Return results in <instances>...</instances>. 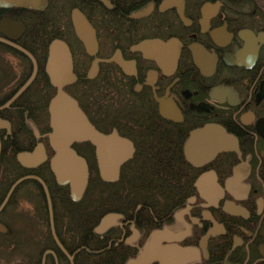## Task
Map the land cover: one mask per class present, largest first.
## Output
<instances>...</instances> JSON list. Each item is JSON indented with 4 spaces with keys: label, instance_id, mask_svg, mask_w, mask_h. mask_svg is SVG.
<instances>
[{
    "label": "flooded vegetation",
    "instance_id": "1",
    "mask_svg": "<svg viewBox=\"0 0 264 264\" xmlns=\"http://www.w3.org/2000/svg\"><path fill=\"white\" fill-rule=\"evenodd\" d=\"M79 17L95 46L77 35ZM54 41L67 47L61 90L96 131L132 146L106 182L96 147L73 142L88 170L79 199L50 167ZM218 126L222 150L202 136ZM41 148L39 165H21L18 154ZM160 162L179 165L170 209L125 186ZM21 198H31L22 217ZM5 201L0 249L18 256L11 264H161L162 248L172 253L163 264H264V0H0Z\"/></svg>",
    "mask_w": 264,
    "mask_h": 264
},
{
    "label": "water",
    "instance_id": "2",
    "mask_svg": "<svg viewBox=\"0 0 264 264\" xmlns=\"http://www.w3.org/2000/svg\"><path fill=\"white\" fill-rule=\"evenodd\" d=\"M74 27L77 35L87 48L96 45L94 32L89 29L84 19L80 17L75 18ZM66 48V45L60 41H54L50 46L49 60L56 61L57 63L60 62V65L56 68L58 72L56 83L53 82L59 87L58 93L50 103L51 125L53 128L50 139L53 148L57 152L51 160L50 167L56 175L58 183L69 184L72 196L74 199H79L87 186L88 170L85 161L75 153L70 145L73 142L90 141L96 147L99 172L102 179L106 182H114L118 178L121 164L132 154V146L127 140L119 137L116 133L104 135L96 131L79 109L76 102L61 90L62 85L67 82L68 78L64 72L66 71V67L64 68L62 65L63 58L67 59ZM204 132L202 135L203 140H210L211 133L216 136L214 143L216 150L226 148L229 138L224 129L218 126L215 131L205 129ZM209 144L207 143V146ZM205 150H208L206 145L198 147L199 156H204ZM17 158L24 167L34 168L45 159V154L41 148L36 154L20 153ZM199 182L203 183L204 179H200ZM5 203L6 201L3 202L0 210ZM109 218L103 219L100 226L105 225ZM155 239L152 242L151 248H153L154 252H158ZM164 249L166 248H162L158 253H155L161 257V264H163L162 257L166 258L168 253L170 254V252ZM173 252L176 253V250ZM180 252L183 254L187 250H180L176 254L179 255Z\"/></svg>",
    "mask_w": 264,
    "mask_h": 264
},
{
    "label": "trees",
    "instance_id": "3",
    "mask_svg": "<svg viewBox=\"0 0 264 264\" xmlns=\"http://www.w3.org/2000/svg\"><path fill=\"white\" fill-rule=\"evenodd\" d=\"M179 165L170 163L169 165L164 162H160L158 164H154L153 169H143L148 177L141 178L138 180V184L136 182V186L133 181H126L125 186L126 189H142V194L134 196V198L142 204H146L147 198H153L155 204L154 208L158 209L159 206L164 204L169 209L172 207L171 204L174 203L177 197L173 194V191L178 187V183L176 182L177 175L179 174V170L177 168ZM92 188V186H91ZM103 188L105 189H116L117 184H106ZM148 193H147V192ZM125 198V196H123ZM133 197V196H132Z\"/></svg>",
    "mask_w": 264,
    "mask_h": 264
},
{
    "label": "rangeland",
    "instance_id": "4",
    "mask_svg": "<svg viewBox=\"0 0 264 264\" xmlns=\"http://www.w3.org/2000/svg\"><path fill=\"white\" fill-rule=\"evenodd\" d=\"M18 197V196H17ZM31 198H29V199H27V198H25V199H23V198H21V200H20V203H19V207H18V209L19 210H21V217L23 216V215H25L26 216V214H29V213H27L28 211H29V208H28V205L29 204H31V202L29 201ZM34 200V199H33ZM27 210V211H26ZM16 214H18V213H16ZM23 220V219H22ZM2 252H4V250H1L0 249V264H11L12 263V261L13 260H15V262L17 261L16 259H17V257L18 256H12V255H10L9 256V258L8 257H4L3 256V254H2ZM13 254V253H12ZM8 258V259H7Z\"/></svg>",
    "mask_w": 264,
    "mask_h": 264
}]
</instances>
